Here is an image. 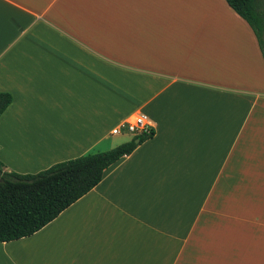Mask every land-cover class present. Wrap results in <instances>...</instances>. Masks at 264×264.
Returning <instances> with one entry per match:
<instances>
[{
	"label": "crops",
	"instance_id": "0c3cea01",
	"mask_svg": "<svg viewBox=\"0 0 264 264\" xmlns=\"http://www.w3.org/2000/svg\"><path fill=\"white\" fill-rule=\"evenodd\" d=\"M261 41L226 0H0V161L35 173L153 134L0 264H264ZM121 141V142H120Z\"/></svg>",
	"mask_w": 264,
	"mask_h": 264
},
{
	"label": "trees",
	"instance_id": "16d2710c",
	"mask_svg": "<svg viewBox=\"0 0 264 264\" xmlns=\"http://www.w3.org/2000/svg\"><path fill=\"white\" fill-rule=\"evenodd\" d=\"M226 2L248 22L263 51L258 0ZM11 102L12 95L0 91V115ZM152 134L136 135L110 149L59 161L35 173L8 170L0 161V242L31 235L43 227L92 189L108 166Z\"/></svg>",
	"mask_w": 264,
	"mask_h": 264
},
{
	"label": "built area",
	"instance_id": "2783aa9c",
	"mask_svg": "<svg viewBox=\"0 0 264 264\" xmlns=\"http://www.w3.org/2000/svg\"><path fill=\"white\" fill-rule=\"evenodd\" d=\"M128 132L136 135H150L153 132V124L148 117L143 113L129 114L122 123L115 126L112 134H119L121 132Z\"/></svg>",
	"mask_w": 264,
	"mask_h": 264
},
{
	"label": "rangeland",
	"instance_id": "374dc122",
	"mask_svg": "<svg viewBox=\"0 0 264 264\" xmlns=\"http://www.w3.org/2000/svg\"><path fill=\"white\" fill-rule=\"evenodd\" d=\"M131 135L127 134V133H121L119 135H116V138L120 139V140H125L126 138H130ZM121 142V141H120Z\"/></svg>",
	"mask_w": 264,
	"mask_h": 264
},
{
	"label": "water",
	"instance_id": "95a60500",
	"mask_svg": "<svg viewBox=\"0 0 264 264\" xmlns=\"http://www.w3.org/2000/svg\"><path fill=\"white\" fill-rule=\"evenodd\" d=\"M136 142L138 141V139L135 140Z\"/></svg>",
	"mask_w": 264,
	"mask_h": 264
}]
</instances>
